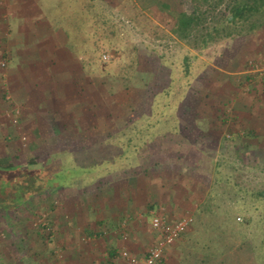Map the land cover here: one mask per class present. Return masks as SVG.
<instances>
[{
	"label": "rangeland",
	"instance_id": "rangeland-1",
	"mask_svg": "<svg viewBox=\"0 0 264 264\" xmlns=\"http://www.w3.org/2000/svg\"><path fill=\"white\" fill-rule=\"evenodd\" d=\"M70 2L69 7L55 10L58 20H66L61 15L70 12L80 21L87 15L89 22L73 33L77 36L68 44L69 62L61 59L62 65H57V55L48 56L53 66L45 69L47 62L41 57L29 63L30 56H25L23 66L8 49L9 30L4 28L0 36V157L10 156L22 168L29 166L31 157L39 162L32 168L51 156L60 160L93 141L141 124L142 115L155 119L165 101L164 90L182 77L184 57L197 54L175 41L174 20L156 6L147 9L140 0ZM90 6L100 16L89 11ZM197 56L190 76L168 100L166 115L172 123L164 124L169 130L177 128L183 139L179 144L151 147L136 168L92 183L90 178L81 185L64 178L59 181L62 186L42 190L46 172L40 177L0 179V246H19L35 238L49 250L51 260L69 264L66 242L86 245L92 231L104 238L94 242L98 243L94 249L89 247L91 254L102 257L106 244L121 251L125 244L135 243L144 251L142 257L136 255L143 258L156 239L150 214L154 209L147 206L161 200L167 218L190 213L196 221L194 234L177 249L181 264H199L202 258L203 264H264V204L251 218L235 211V220L226 221L224 210L232 204L215 199L223 192L215 182L217 170L220 178L231 174L230 166L242 165L238 150L243 143L254 146L243 147L245 160L264 170V28ZM109 64L113 67L108 73ZM37 66L42 69L34 70ZM248 73L256 80H246ZM251 131L259 138L244 139ZM256 172L264 175L261 169ZM208 196L213 216L201 211ZM42 220L51 228L43 233L45 238L38 235ZM123 220L126 242L121 237ZM118 262L117 257L113 264Z\"/></svg>",
	"mask_w": 264,
	"mask_h": 264
},
{
	"label": "trees",
	"instance_id": "trees-1",
	"mask_svg": "<svg viewBox=\"0 0 264 264\" xmlns=\"http://www.w3.org/2000/svg\"><path fill=\"white\" fill-rule=\"evenodd\" d=\"M140 2L147 9L156 6L168 14L174 20L172 34L175 41L185 44L197 53L193 56L187 54L184 57L182 77L173 79L168 88L164 90L165 101H163V107L159 112L157 111L155 119L142 115L141 124L110 134L105 140L93 141L81 150L65 154L60 160L51 156L38 168L31 167L32 165H39L36 157H31L27 168L17 166L10 156L0 157V179H7L8 177L17 179L25 176L40 177L42 173L46 172L48 179L46 178L45 187L42 190L62 186V182L59 181L64 180V178H71L80 185L83 184L82 180L90 178L92 183L100 177L111 176L119 171L136 168L141 164L140 159L145 156V153L151 151V147L157 145L158 147L159 145L168 147L179 144L183 139L176 131L177 128L174 127V129L169 130L167 124H164L167 121L172 123L167 120L166 115L170 108L168 100L172 91L178 85H182L183 80L190 76L192 63L198 58L197 55H206L209 51L217 50L225 43L249 38L264 28V0H140ZM185 5L186 8H183ZM94 7L90 6L89 11L92 10L95 15L100 16V11ZM80 20H76L78 23L76 22L70 28L71 30L67 26L62 27V31L68 40L67 44L71 41V37L77 36V34L73 35L75 30L87 25L84 18L82 21ZM112 67L113 64H109L106 71L109 73ZM175 124L173 125L175 126ZM255 134L253 131L248 132L244 139L248 137L259 138V135ZM242 145L244 146H242L241 151L238 150V159L242 165L235 168L228 165L229 163H220L224 167L230 166L232 172L221 175L220 178L218 176L220 172L217 170L216 173L215 182L218 185L220 183L223 192L220 191L221 193L217 194L215 199L220 201L225 199L232 204H229L224 210L226 221L235 217L232 215L235 211L251 218V213L260 210L261 205L264 204V175L261 176V173L257 174L256 172V170L261 169L262 172L264 170L260 166L245 160V157L248 156L243 155V147L248 149L254 146L250 143H243ZM219 166V163L215 164L216 168ZM217 191L213 192L218 193ZM206 201L201 211L213 216L215 212L214 210L211 211L212 202L209 196ZM160 206L161 204L155 201L147 207L148 209H155L160 208ZM199 215L202 216V214ZM233 219L235 220V218ZM195 224L196 221H193L190 228L178 240L187 235L192 227H195ZM42 230L45 229L42 228ZM117 250L116 246H112L109 250L107 256L111 263L119 257ZM202 252L204 254L206 251L202 250ZM202 259L199 264L204 263Z\"/></svg>",
	"mask_w": 264,
	"mask_h": 264
},
{
	"label": "crops",
	"instance_id": "crops-1",
	"mask_svg": "<svg viewBox=\"0 0 264 264\" xmlns=\"http://www.w3.org/2000/svg\"><path fill=\"white\" fill-rule=\"evenodd\" d=\"M70 1L72 0H1L0 1V36L3 37L4 28H7V31L9 30V32L6 33V37H5L7 46H9L8 49L12 52L13 55L16 56V59L18 58L17 60L20 61V63L23 64V66L26 63L24 58L25 56H30L28 57L30 58V60H28L29 63H32L33 61H39L41 57V61L47 62V64L44 67H42L45 69L47 68L51 69V66H53L50 63L51 60L48 59V56L53 57V55H57L58 57V61L56 62L57 65H62L61 59H65L68 62L69 60H71L70 55L72 52L68 49V47H66L68 45L67 44L68 40L66 38V35L62 31L63 26H58V24L59 23L65 24V26H67L70 29L76 24V22L78 23V21H76L77 17L73 16L72 15L73 13L68 12L67 14L63 12L62 15L60 14L61 17L65 15L67 19L63 21L58 20L59 14L57 11H55V10H62V8L65 7L66 5L69 7L71 5ZM53 17H56L57 21H54L56 18H54L53 20ZM85 21L88 24L89 19L87 15ZM259 53H261L259 55H262L263 51H260ZM73 67L77 70L79 68V66L76 64H74ZM42 68L37 66V68H34V70L37 71V70H41ZM256 77H257L256 75L248 73L246 74L245 79L249 81H253L256 80ZM255 86L258 87V85L253 84V87ZM255 91H256L255 93L256 96L261 93L259 88L256 89ZM259 109L260 108H257L255 111L259 112L260 111ZM159 203L164 204L161 203V200ZM71 215L74 216V213H72ZM186 215H191V214L184 213L180 216H177L176 219H174V216L172 217V215L170 214L169 217L171 219L170 218L169 219L176 221ZM96 221H97L96 224L98 223L99 225V220ZM56 227H57L56 230L59 231L60 229L58 228V226ZM194 231H195L194 227H192V229L187 235L182 237L180 240H177L168 250L164 258V262L160 264H180L179 259L181 257L180 255L177 257V249L186 243L187 237L189 235L194 234ZM43 233H46L45 230H41V232H39L38 235L41 236L42 238H45V235ZM93 233L94 232L92 231L88 233L90 239L89 238L85 239L84 243L86 245L81 244L80 245L81 247H78V245L74 244L73 242H70V240L66 242L67 245H70L69 247L70 254H68V258L70 261L69 264H113L111 263L109 257L107 256L109 250L112 248V244L111 245L106 244L107 247L101 250L102 257H98L96 255L91 254L90 252L91 248L94 249V247L92 246H96V244H98L99 241L102 238H104L100 232H98L97 234H93ZM152 233L155 239V237L157 236L154 232ZM104 234L106 235V233ZM127 240L123 239L124 242H126ZM94 242H98V243H94ZM154 242H152L151 245H153ZM22 243L23 244L19 246L14 243L10 245H7V243H5V245L0 246V264H14L17 262L18 264L19 263L20 264H62V262H60L59 260H58L59 262L56 261V259L51 260L49 250L46 248V246H44V248L40 247L39 243L35 238L30 239V241L27 242L24 240ZM125 245L126 248L123 249H128L130 252L135 253L134 255L138 254V256L141 257L143 256L141 254H144V251L140 249V246L138 244L128 243V245L127 244ZM89 247L91 248L89 249ZM82 248H84V250H82ZM117 252L119 253L118 255L119 262L114 264H128L126 260L120 257L121 251L117 250ZM105 253L106 255L103 256ZM199 256L202 255L199 254ZM13 258L15 260H13ZM59 258L61 259V257ZM115 260L116 259H114V261Z\"/></svg>",
	"mask_w": 264,
	"mask_h": 264
},
{
	"label": "built area",
	"instance_id": "built-area-1",
	"mask_svg": "<svg viewBox=\"0 0 264 264\" xmlns=\"http://www.w3.org/2000/svg\"><path fill=\"white\" fill-rule=\"evenodd\" d=\"M104 59L108 60V56H104ZM254 66L257 68L259 65L254 64ZM162 211L163 209L160 208L154 209L150 212L151 227L157 237L143 258H139L138 256L131 254L126 249L121 250L120 257L126 260L128 264H160L162 260H164L172 245L190 228L193 223V217L191 215H186L179 220L171 221ZM238 221H241V218H238ZM120 227L124 230L121 234L122 238L127 240L129 237L128 233L125 231L127 221L123 220ZM41 228L45 229L47 233H50L51 231L49 223L44 220L41 221Z\"/></svg>",
	"mask_w": 264,
	"mask_h": 264
}]
</instances>
